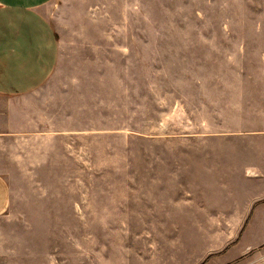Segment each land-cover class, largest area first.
I'll return each mask as SVG.
<instances>
[{
  "label": "rangeland",
  "instance_id": "1",
  "mask_svg": "<svg viewBox=\"0 0 264 264\" xmlns=\"http://www.w3.org/2000/svg\"><path fill=\"white\" fill-rule=\"evenodd\" d=\"M48 17L59 134L4 153L0 264H244L225 183L236 199L264 148V0H57Z\"/></svg>",
  "mask_w": 264,
  "mask_h": 264
},
{
  "label": "crops",
  "instance_id": "2",
  "mask_svg": "<svg viewBox=\"0 0 264 264\" xmlns=\"http://www.w3.org/2000/svg\"><path fill=\"white\" fill-rule=\"evenodd\" d=\"M54 3L57 0H0V217L11 203L4 153L13 142H42L59 134L52 128L48 103L59 88L53 78L64 49L48 17ZM259 136L264 138V132ZM259 153L260 162L237 179L236 199L231 196L234 185L225 183V216L242 219L232 230L241 236L231 250L247 259L244 264H264V148Z\"/></svg>",
  "mask_w": 264,
  "mask_h": 264
}]
</instances>
